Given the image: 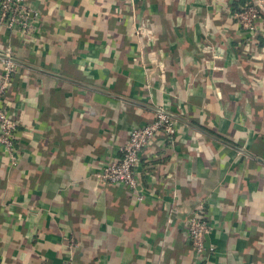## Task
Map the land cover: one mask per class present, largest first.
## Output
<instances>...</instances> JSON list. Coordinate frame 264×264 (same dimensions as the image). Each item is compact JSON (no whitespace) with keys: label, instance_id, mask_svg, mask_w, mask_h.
I'll use <instances>...</instances> for the list:
<instances>
[{"label":"crops","instance_id":"crops-1","mask_svg":"<svg viewBox=\"0 0 264 264\" xmlns=\"http://www.w3.org/2000/svg\"><path fill=\"white\" fill-rule=\"evenodd\" d=\"M250 1L25 0L33 30L0 25L19 66L0 264H264V12L252 40L233 17ZM160 107L177 134L149 142L136 188L98 184ZM199 203L201 257L185 233Z\"/></svg>","mask_w":264,"mask_h":264},{"label":"built area","instance_id":"built-area-1","mask_svg":"<svg viewBox=\"0 0 264 264\" xmlns=\"http://www.w3.org/2000/svg\"><path fill=\"white\" fill-rule=\"evenodd\" d=\"M29 12L30 10L25 0H0V25L27 35L33 30ZM263 12L264 0H253L244 4L233 13L236 23L250 40L254 39L257 34V25ZM135 29L143 42L149 43L154 40L150 28L140 25ZM0 60L2 66L0 77V147L9 155L11 160H15L14 136L17 129V121L3 107V98L19 66L11 49H5L0 53ZM176 129V119L165 109L157 108L150 122L143 126L135 127L130 131L127 141L118 150L119 156L107 161L94 174L96 182L100 185H121L131 190L135 189L137 186L135 170L139 165L143 150L159 134H163L166 139L172 140L177 134ZM202 209L203 206L199 203L185 222L186 236L195 255L198 257L214 251V248L207 244L206 237L211 227L206 217L202 214Z\"/></svg>","mask_w":264,"mask_h":264},{"label":"trees","instance_id":"trees-1","mask_svg":"<svg viewBox=\"0 0 264 264\" xmlns=\"http://www.w3.org/2000/svg\"><path fill=\"white\" fill-rule=\"evenodd\" d=\"M201 128H202V127H201ZM202 129H203V128H202ZM203 130H204V129H203ZM208 132H211V131L208 130ZM211 133H212V132H211Z\"/></svg>","mask_w":264,"mask_h":264}]
</instances>
